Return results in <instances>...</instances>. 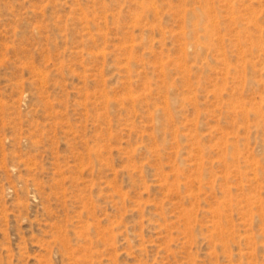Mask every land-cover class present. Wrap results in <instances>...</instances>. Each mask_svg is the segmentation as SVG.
Returning <instances> with one entry per match:
<instances>
[{
	"label": "rangeland",
	"instance_id": "1",
	"mask_svg": "<svg viewBox=\"0 0 264 264\" xmlns=\"http://www.w3.org/2000/svg\"><path fill=\"white\" fill-rule=\"evenodd\" d=\"M0 264H264V0H0Z\"/></svg>",
	"mask_w": 264,
	"mask_h": 264
}]
</instances>
